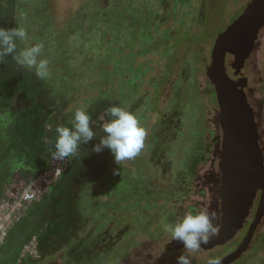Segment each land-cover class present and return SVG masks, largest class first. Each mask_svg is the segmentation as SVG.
<instances>
[{"label": "rangeland", "instance_id": "1", "mask_svg": "<svg viewBox=\"0 0 264 264\" xmlns=\"http://www.w3.org/2000/svg\"><path fill=\"white\" fill-rule=\"evenodd\" d=\"M251 1L206 0L202 10L199 0H0L4 8L0 28L20 27L27 33L26 39H17V53L40 43L41 58L49 61V75L40 79L34 68H22L14 60L19 77L5 82L24 95L21 99L27 106L15 116L13 132L26 151L39 148L48 118L70 126L81 108L98 117L109 106H121L134 113L147 131L135 158L117 164L105 149L91 165L90 173L96 177L82 189L105 185L116 194L94 193L84 200L85 206L99 212L98 220L89 222L92 237L104 233L108 226L104 224L111 219V232L127 230L113 254L96 257L93 264H114L123 250L137 247L135 258L128 249L118 264H149L155 243L167 234L161 226L172 224L168 208L178 205L176 212L181 214L206 208L199 197L207 189L211 197L207 209L216 214L213 223L219 227L220 109L218 103L217 107L209 102L202 86L216 40ZM243 72L264 157V29ZM210 99L215 97L211 94ZM164 117L169 135L162 134L158 141V124ZM211 135L212 154L207 151ZM153 141L161 145L159 152ZM208 164L209 175L204 172ZM167 195L174 201L167 204ZM187 195L191 199L184 201ZM257 208L253 205L249 220ZM107 210L115 218L112 214L103 218ZM263 259L264 218L249 250L233 264H259Z\"/></svg>", "mask_w": 264, "mask_h": 264}, {"label": "flooded vegetation", "instance_id": "2", "mask_svg": "<svg viewBox=\"0 0 264 264\" xmlns=\"http://www.w3.org/2000/svg\"><path fill=\"white\" fill-rule=\"evenodd\" d=\"M199 2V8L203 10L206 0H199ZM232 60V56H227L226 72L229 78L238 80L239 77L234 75L231 67ZM211 63L212 58L209 67ZM247 63L248 61L244 66L245 71ZM204 82L205 85L202 87H204L205 95H209V102L218 107L216 89L208 75ZM249 92L247 81L245 94L248 103ZM211 94L215 97L214 101L210 99ZM96 118L98 117L93 116V119ZM14 123L15 121L10 120L9 115H0V264H93L96 257L107 254L109 258L113 254L112 249L122 240L127 230H122L117 235L114 231L111 232L114 225L111 219L104 224L108 225L104 233L92 237L94 228L89 222L93 218L98 220L99 212L92 205L85 206L86 201L84 200L94 193L114 196L115 192L107 191V188L103 187L105 185L89 186L87 191L82 189L88 180L96 177L90 172L92 171L91 165L98 160V156L91 149L98 143V138L87 145H81L77 155L65 158L63 161L54 160L51 156V152L55 150L54 129L57 125H65L63 121L60 120L58 123L57 119L47 120L39 141V148L36 151L28 148L26 151L20 145L18 136L13 132ZM48 125L52 127L49 128ZM158 125L156 139L159 141L162 134L166 137L169 135L166 118L164 117ZM216 128L220 142L219 150L223 152L224 133L220 119L219 126L216 124ZM156 141H153V147L156 152H159L161 145ZM207 144V151L212 154L214 151L212 135ZM258 146L261 150V141H258ZM210 165L204 167L207 175L211 174ZM58 169L59 174H57ZM84 192H87L86 195ZM166 197L167 204L174 201L173 196L167 195ZM260 197L261 191L257 193L253 202L256 207L259 205ZM99 199L100 197L97 202ZM190 199L187 195L183 200ZM156 202V205L161 204L159 199ZM199 202L209 208L211 197L208 189L205 196L199 197ZM167 204L166 207H168ZM179 208L178 205L168 208V211L173 214L172 223L185 214L184 212L183 214L177 213L176 210ZM103 212L105 214L103 218L106 214H112L115 218L114 212L110 210ZM254 217L245 224L244 229L229 244L212 250L200 248L198 251L189 252L184 250L181 242L172 241L167 233L158 242H154L155 248L149 264H177V257L182 253L189 256L191 264H208V260L214 258V255L220 260L235 251L246 236ZM221 218L222 214L219 218L220 223ZM161 227L165 228V226ZM219 228L220 225L218 230ZM148 240L151 241L149 238ZM138 248L123 250L120 260L128 249L134 251L132 256L135 258L134 254ZM214 250H219L218 254H213ZM120 260L114 264L120 263Z\"/></svg>", "mask_w": 264, "mask_h": 264}, {"label": "water", "instance_id": "3", "mask_svg": "<svg viewBox=\"0 0 264 264\" xmlns=\"http://www.w3.org/2000/svg\"><path fill=\"white\" fill-rule=\"evenodd\" d=\"M263 29L264 0H252L244 13L216 40L207 72L216 89L224 133L219 163L222 218L217 234L201 248L212 250L229 244L244 229L256 195L261 191L246 236L234 252L220 259V264H233L243 257L264 218V157L258 146L260 135L255 115L245 94L248 79L243 76L245 63L257 51ZM229 55L233 57L231 67L238 80L227 75L225 62Z\"/></svg>", "mask_w": 264, "mask_h": 264}, {"label": "clouds", "instance_id": "4", "mask_svg": "<svg viewBox=\"0 0 264 264\" xmlns=\"http://www.w3.org/2000/svg\"><path fill=\"white\" fill-rule=\"evenodd\" d=\"M26 37L23 28H0V58L15 53L13 59L19 66L34 68L36 76L44 79L49 75V61L41 58L43 44L37 43L17 53V39L24 40ZM54 132L55 150L51 152L52 159L63 161L71 158L78 154L81 145H87L98 138V143L91 151L98 154L107 149L117 164L135 158L144 147L147 135L137 116L121 106L107 107L96 119L87 110L77 109L70 126L57 125ZM215 218L216 214L207 208H194L186 211L175 223L165 225L164 230L172 241L181 242L184 250L194 252L202 245H207L216 235L218 227L213 223ZM177 264H191V260L182 253L177 257ZM208 264H220V260L211 258Z\"/></svg>", "mask_w": 264, "mask_h": 264}, {"label": "trees", "instance_id": "5", "mask_svg": "<svg viewBox=\"0 0 264 264\" xmlns=\"http://www.w3.org/2000/svg\"><path fill=\"white\" fill-rule=\"evenodd\" d=\"M11 5L13 6L12 2ZM3 9V7L0 8V11ZM0 19L2 20H0V23L4 22V17L1 15ZM2 24H0V26ZM15 66L16 65L12 55L0 58V115H9L10 120L13 121L16 115L22 111H25L27 106L26 103L21 99L24 97L21 90L15 87L5 86V82H7L9 79L8 77H19V73L13 69ZM48 119L53 121L51 118ZM45 123H47V120ZM64 126L67 125L65 124ZM260 263L264 264V259Z\"/></svg>", "mask_w": 264, "mask_h": 264}]
</instances>
